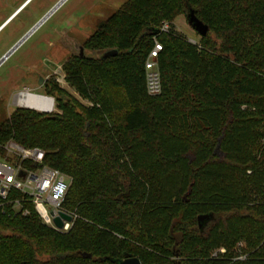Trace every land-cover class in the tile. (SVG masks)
Masks as SVG:
<instances>
[{
  "label": "trees",
  "instance_id": "1",
  "mask_svg": "<svg viewBox=\"0 0 264 264\" xmlns=\"http://www.w3.org/2000/svg\"><path fill=\"white\" fill-rule=\"evenodd\" d=\"M188 9L208 28L199 43L159 32ZM153 38L156 97L143 67ZM82 47L117 51L63 64L92 107L66 103L62 117L16 108L0 123V144L40 149L70 180L62 209L76 218L55 231L10 192L0 264H264V0H126ZM201 215L211 220L199 228Z\"/></svg>",
  "mask_w": 264,
  "mask_h": 264
},
{
  "label": "rangeland",
  "instance_id": "2",
  "mask_svg": "<svg viewBox=\"0 0 264 264\" xmlns=\"http://www.w3.org/2000/svg\"><path fill=\"white\" fill-rule=\"evenodd\" d=\"M26 1L0 0V27ZM125 1L32 0L21 9L13 21H9L6 27L3 26L0 29V59L38 25L0 64V123L16 108L26 109L39 115L58 117L65 114L63 105L66 103L73 105L75 113L89 108L91 103L81 99L66 79L63 64L69 58L80 57V54L84 60L95 62L102 59L104 53L114 49L109 48L101 52L89 51L82 45L93 33L97 23L116 12ZM169 26L187 42L192 44L200 42V37L188 26L183 12L178 14ZM82 64L84 67L87 66L84 62ZM56 74L65 77L64 85L56 82ZM25 92L52 98V112H39L17 106L14 103L16 96ZM45 208L49 211V207ZM238 247L245 252L249 249L245 241L240 242Z\"/></svg>",
  "mask_w": 264,
  "mask_h": 264
},
{
  "label": "built area",
  "instance_id": "3",
  "mask_svg": "<svg viewBox=\"0 0 264 264\" xmlns=\"http://www.w3.org/2000/svg\"><path fill=\"white\" fill-rule=\"evenodd\" d=\"M168 31L169 24H161L159 32L167 33ZM152 41L153 45L147 54L143 67L146 93L150 97H156L160 95L162 90L157 65V58L162 51V46L155 38ZM55 80L59 85H64L66 82L64 76L61 77L57 74ZM48 99H51L53 104V99ZM89 105L92 107V104ZM52 110L53 105L51 111L46 113H51ZM43 160L44 153L38 148H24L11 141L0 144V201H6L10 192H18L29 198L34 211L44 225L58 232H67L72 222H63V228L57 230L53 225V218L57 216L59 211L70 215L72 221L76 218L74 213L62 209L70 180L59 171L44 165ZM46 206L49 207V211L46 210ZM14 208L20 210L21 203L17 200L14 201ZM21 213L26 215L27 211ZM224 252L223 249H219L212 254V257L215 258ZM243 258L241 255L237 259L243 260Z\"/></svg>",
  "mask_w": 264,
  "mask_h": 264
},
{
  "label": "water",
  "instance_id": "4",
  "mask_svg": "<svg viewBox=\"0 0 264 264\" xmlns=\"http://www.w3.org/2000/svg\"><path fill=\"white\" fill-rule=\"evenodd\" d=\"M49 16V15H48ZM46 16V17H48ZM45 17V18H46ZM44 18V19H45ZM186 18V22L188 24V26L199 36V37H204L207 34L208 28L206 25H204L194 14L193 10L188 9L185 15ZM43 19V20H44ZM42 20V21H43ZM41 21V22H42ZM40 22V23H41ZM38 26V25H37ZM35 26L28 34H26V36H24L6 55H4L1 59H0V64L32 33V31H34L36 29ZM158 34V31L154 32V35ZM117 55V51L116 50H112V51H108L106 53H104L102 59H106V58H111V57H115ZM82 55L80 54V57ZM22 176V175H20ZM51 216H53V213H51ZM211 220V216L210 215H201L197 217V224L198 227L201 228L203 227L206 223H208ZM63 222L66 223H71L72 222V217L64 212L59 211L57 213V216L53 218V225L55 226V228L57 230H61L63 228ZM117 264H140L139 260L134 258V257H130V256H126L124 259H122L121 261H118Z\"/></svg>",
  "mask_w": 264,
  "mask_h": 264
},
{
  "label": "bare ground",
  "instance_id": "5",
  "mask_svg": "<svg viewBox=\"0 0 264 264\" xmlns=\"http://www.w3.org/2000/svg\"><path fill=\"white\" fill-rule=\"evenodd\" d=\"M32 0H27L23 6L17 10V12L12 15L9 20L0 27V29L3 28L9 21L13 19L15 15H17L21 9H23L29 2ZM14 103L17 106L24 107V108H29L33 109L39 112H49L52 109V100L48 99L46 97L38 96V95H33L30 93H21L18 96H16Z\"/></svg>",
  "mask_w": 264,
  "mask_h": 264
},
{
  "label": "flooded vegetation",
  "instance_id": "6",
  "mask_svg": "<svg viewBox=\"0 0 264 264\" xmlns=\"http://www.w3.org/2000/svg\"><path fill=\"white\" fill-rule=\"evenodd\" d=\"M80 51H81V48H80ZM39 82H41V81L39 80Z\"/></svg>",
  "mask_w": 264,
  "mask_h": 264
}]
</instances>
